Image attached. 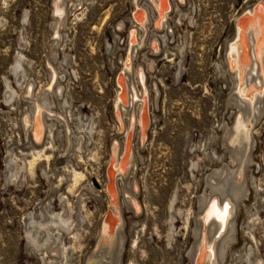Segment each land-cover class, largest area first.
I'll use <instances>...</instances> for the list:
<instances>
[{"label": "rangeland", "instance_id": "rangeland-1", "mask_svg": "<svg viewBox=\"0 0 264 264\" xmlns=\"http://www.w3.org/2000/svg\"><path fill=\"white\" fill-rule=\"evenodd\" d=\"M76 2L65 0L64 26L59 27V40L52 42L53 0H0V264H44L43 254L26 239L24 218L39 203L46 204L48 213L59 212L64 200L72 220L76 207L84 219L79 230L61 231L72 264H83L95 247L107 208L105 166L112 140L122 137L113 104L120 59L126 55L127 30L116 27L120 22L126 29L131 27L133 6L132 0H83L74 8ZM255 3L183 0L177 8L171 3L170 35L150 29L149 36L155 35L161 43L159 53L152 57L143 47L136 64H144L147 85H157L159 100L156 104L148 101L152 114L142 145L138 146L136 137L132 141L141 212L135 216L123 204L126 242L121 264H189L190 218L197 209V198L206 195L205 177L223 164L235 168L222 142V127L229 126L234 115V106L226 104L232 81L227 73L225 41L236 32L235 23L243 10ZM179 47L184 48L181 58ZM18 55L27 80L34 83L33 92L50 85L47 64L62 77L58 83L63 95L58 100L66 99L67 105L58 106L55 95L50 97L54 112L64 113L68 121L66 128L60 122L56 127L65 135L67 128L71 133L79 134L76 128L85 132L82 162L71 156L66 142L56 134L53 149L47 148L48 132L41 143L25 136L21 123L30 103L23 99V83L17 86L11 72ZM150 61L154 66L148 69ZM6 82L16 92L11 101L4 98ZM262 113L253 129L256 142L246 169L248 192L239 202L235 238L222 264H264V110ZM32 146L46 147L42 153L49 154L47 160L38 157L34 175L25 165L36 152ZM8 158L18 165V186L16 177L6 175ZM75 172L84 176L76 186ZM50 229L51 233L58 231ZM51 255L55 259L56 254Z\"/></svg>", "mask_w": 264, "mask_h": 264}, {"label": "bare ground", "instance_id": "bare-ground-1", "mask_svg": "<svg viewBox=\"0 0 264 264\" xmlns=\"http://www.w3.org/2000/svg\"><path fill=\"white\" fill-rule=\"evenodd\" d=\"M82 1L77 0L73 4L74 8L80 6ZM176 1L182 4L183 0ZM144 2H147L151 7V12L155 15L152 21ZM132 6L130 19L133 26L128 28L127 33L125 32L126 55L120 59L121 66L115 79L117 92L113 104L114 119H116L118 133L122 137L112 140L111 143L110 158L105 166L104 192L107 197V208L98 230L95 247L86 254L83 264H121L126 242H124L126 235L123 230L125 229L123 204L128 212L135 216L139 211L141 212L134 175L137 160L132 141L136 137L138 146H141L145 140L147 126L150 125L148 101L151 100L153 94L156 104L157 99L159 100V90L157 85H147L145 66L136 64V61L140 58L139 52L143 47L152 57L159 53L160 43L157 38H151L150 46L147 44L151 28L155 33L165 30L166 34L172 33L168 20L171 5L170 0H132ZM52 9L54 16V21L50 25L52 42H57L60 34L59 27L64 26L66 18L65 0H53ZM116 28L118 31H123L124 22H120ZM235 31L234 35L225 41L224 50L227 73L232 81L226 104L231 103L234 106V115L232 123L229 126L224 124L222 127V142L235 168L230 169L223 164L221 169L214 170L205 177L206 195L197 198V209L190 218V220L193 219V243L188 254L189 264L223 263L227 248L235 238V216L239 202L246 197L248 192L246 169L252 162L251 151L256 142L253 129L264 110V0H256L255 4L243 10L242 16L235 23ZM183 50L184 48H178L180 58ZM148 64L154 65V62L150 61ZM47 68L49 71L47 81H50V85L40 87L37 92H33L34 83L27 80L26 69L20 55L16 57L11 68L17 86L23 83V99L30 103V110L26 109L23 114L21 123L23 132L25 136L29 135L34 143H41L48 132V149L54 148L52 139L56 134L64 140V143L66 142L65 146H67V151L71 150V156L77 162H82L86 134L80 132L78 128L76 129L79 134L75 133L76 131L71 133L67 128V135H65L63 130L56 127L60 122L66 128L68 120L66 116H63L64 113L54 112L50 96L55 95L58 106L60 103L66 106L67 101L66 99L62 102L58 100L63 95L62 87L58 83L61 77L59 72L51 64H47ZM218 69L221 71V67ZM138 88L141 89L140 92ZM15 95L16 92L6 82L4 98L11 101ZM64 112L70 119H73L71 113ZM62 116L65 119H62ZM74 117H78V114L74 113ZM90 127L91 122L86 130L89 131ZM39 131H41V136L38 137ZM42 148L43 146L39 149L32 146L36 152L32 151L31 159L25 164L29 174H33L36 161L39 162L38 157L43 155L44 159L49 158L47 151L45 152L47 154L42 153L46 147L44 150ZM8 159V174L6 175L12 179L16 177L15 183L18 186L20 185L18 165L12 163L11 158ZM83 178L82 173L75 172L73 184L76 186V183ZM67 204L68 202L64 200L60 205L61 211L48 213L46 204L39 203L24 218L26 239L43 254L44 264H72L70 260L72 254L63 242L61 231L79 230L84 219L80 218L76 207L72 220ZM51 227L58 231L51 233ZM52 252L56 254L55 259L51 255Z\"/></svg>", "mask_w": 264, "mask_h": 264}, {"label": "flooded vegetation", "instance_id": "flooded-vegetation-1", "mask_svg": "<svg viewBox=\"0 0 264 264\" xmlns=\"http://www.w3.org/2000/svg\"><path fill=\"white\" fill-rule=\"evenodd\" d=\"M144 6H146V8H148V10H149V12H150V19H151V21H152V19L155 17V15L151 12V7L147 4V2H144ZM130 21H131V19H129ZM131 24H132V21H131ZM131 26H133V24L131 25ZM125 30H128V29H126V25H125ZM166 31V30H165ZM126 33H127V31H126ZM167 33V32H166ZM155 35H152L151 37H150V39L148 40V46H150V40H151V38H157V37H154ZM162 38H163V41L165 42V36H162ZM158 39V38H157ZM159 41V40H158ZM159 43H160V41H159ZM160 47H161V43H160ZM143 58L147 61V56L145 55V54H143ZM154 65L153 64H147V67L146 68H148L149 69V67H153ZM150 89H151V87H150ZM138 91L140 92L141 91V89L140 88H138ZM141 94V93H140ZM152 101L154 100V95L152 94L151 95V98H150ZM153 103V102H152ZM137 142H138V140H137Z\"/></svg>", "mask_w": 264, "mask_h": 264}, {"label": "built area", "instance_id": "built-area-1", "mask_svg": "<svg viewBox=\"0 0 264 264\" xmlns=\"http://www.w3.org/2000/svg\"><path fill=\"white\" fill-rule=\"evenodd\" d=\"M171 3H172V5L175 6V7H176V5H177V6L180 5V3H177L176 0H171ZM171 3H170V5H171ZM169 10H170V9H169ZM125 41H126V37H125V40H124V44H125ZM171 41H172V39H171ZM176 52H177V50H176ZM151 114H152V112H151ZM151 114H150V112H149V116H150V118H151Z\"/></svg>", "mask_w": 264, "mask_h": 264}, {"label": "water", "instance_id": "water-1", "mask_svg": "<svg viewBox=\"0 0 264 264\" xmlns=\"http://www.w3.org/2000/svg\"><path fill=\"white\" fill-rule=\"evenodd\" d=\"M41 136V131L38 132V137Z\"/></svg>", "mask_w": 264, "mask_h": 264}]
</instances>
